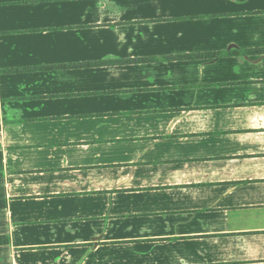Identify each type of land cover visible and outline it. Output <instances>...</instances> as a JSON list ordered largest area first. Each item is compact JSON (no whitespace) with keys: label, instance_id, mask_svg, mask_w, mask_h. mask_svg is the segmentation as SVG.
Returning <instances> with one entry per match:
<instances>
[{"label":"crops","instance_id":"obj_1","mask_svg":"<svg viewBox=\"0 0 264 264\" xmlns=\"http://www.w3.org/2000/svg\"><path fill=\"white\" fill-rule=\"evenodd\" d=\"M0 264H264V0H0Z\"/></svg>","mask_w":264,"mask_h":264},{"label":"trees","instance_id":"obj_2","mask_svg":"<svg viewBox=\"0 0 264 264\" xmlns=\"http://www.w3.org/2000/svg\"><path fill=\"white\" fill-rule=\"evenodd\" d=\"M243 52L249 54L250 50L249 49L248 50H244Z\"/></svg>","mask_w":264,"mask_h":264}]
</instances>
